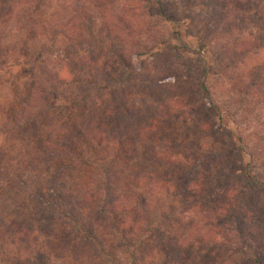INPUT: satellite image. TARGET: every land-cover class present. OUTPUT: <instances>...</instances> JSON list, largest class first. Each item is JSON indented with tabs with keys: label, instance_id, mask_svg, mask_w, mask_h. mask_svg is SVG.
Here are the masks:
<instances>
[{
	"label": "trees",
	"instance_id": "trees-1",
	"mask_svg": "<svg viewBox=\"0 0 264 264\" xmlns=\"http://www.w3.org/2000/svg\"><path fill=\"white\" fill-rule=\"evenodd\" d=\"M20 1L0 0V17ZM45 1L25 0L27 18ZM146 1L56 10L62 65L31 56L28 94L0 121V152L11 141L19 151L14 164L0 159V196L16 213L0 200V264H264V143L205 140L224 129L222 116L215 126L209 117L219 112L206 83L214 67L237 108L264 109V62L229 74L260 47L243 34L245 10L261 0H178L209 14L195 58L180 31L158 28L176 21L174 0H149L154 26L143 20ZM230 153L235 162L224 164Z\"/></svg>",
	"mask_w": 264,
	"mask_h": 264
},
{
	"label": "rangeland",
	"instance_id": "rangeland-1",
	"mask_svg": "<svg viewBox=\"0 0 264 264\" xmlns=\"http://www.w3.org/2000/svg\"><path fill=\"white\" fill-rule=\"evenodd\" d=\"M135 1L132 0L131 3L134 4ZM71 2L73 3V0H65V2L61 1L60 3L57 0H46L41 4H36L33 8V15L28 19L27 17L29 16L27 15L29 14L27 11L29 10V5L25 3V0H21L20 6L14 11L11 19H7L6 14L1 15L0 29L6 30V35L4 47L0 52V121L12 119L18 112L21 100L28 94L26 89V72L31 69V56H40L41 53L44 57L50 55L55 62L59 61L58 66L62 65L60 54L65 43L62 42L61 37L55 34L60 20H54V17L60 4L70 7ZM173 2H175L176 21L172 23H159L158 28L162 27L163 31L166 32L167 30L169 32L180 31L181 40L190 46L191 49L186 51L182 43L178 40H174V42L181 48V51L185 50L184 52L187 55L195 58L196 52L193 50H199L197 37L210 22L209 14L206 13L203 6L188 8V11H185V7L180 5L178 0H174ZM145 4L146 8L143 20L150 22V25H157L159 20L157 19V9L154 3L148 0ZM70 10L68 8V11ZM244 14V21L248 22L249 28L243 36L245 39H250L253 42H260V47H257L248 59L239 64L238 68L229 73L230 75H234L235 79L237 76L244 75V72L249 70L253 65L264 62V0H261L256 7L245 10ZM24 17L27 21H31L30 27H20L23 23L27 24ZM88 27L89 24L84 25V29H88ZM95 32H98V29H95ZM108 42L110 43V41ZM207 58V65L209 66L215 59L212 53H208ZM149 61H151L150 58H148ZM63 73L65 76L69 75L66 70ZM208 73L206 83L210 89L214 104L219 107V112L209 115V117L212 120V125L215 126L220 122L219 118L222 116V120L224 119L222 124L224 129L214 134H208L206 135V139H204L210 142V144L222 146L225 149H230L235 144L237 146L244 145L249 150L250 147L256 146V144H263L264 109H256L252 112L251 107L244 106L237 108L235 102L236 95L229 89L231 84L230 78L221 75L218 66ZM197 74L196 72L195 75L198 76ZM202 78L203 76L199 79ZM207 120L210 122L208 118ZM202 136V134L199 136L192 135L189 140H198ZM241 136L244 142L237 139V137ZM4 142L5 140L1 138L0 146ZM5 148L7 151L0 152V159H5V161H11L12 163L15 162L12 160V156L19 153V151L15 147L14 141L8 142ZM247 152L243 151L242 153L246 163L249 161ZM23 154L21 153V155ZM227 158L223 159L224 164H232L235 162L236 155L230 153V157L228 156ZM246 194L248 195V192L241 194L239 199L243 200V196ZM0 200L10 209L9 211L3 208V212L6 211L7 216L15 217L16 213L12 209L14 202L10 197L6 194L0 196Z\"/></svg>",
	"mask_w": 264,
	"mask_h": 264
}]
</instances>
